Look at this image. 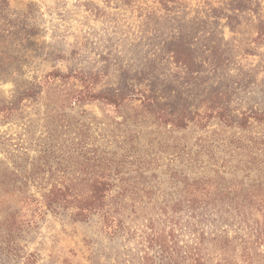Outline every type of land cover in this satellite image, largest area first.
<instances>
[{"label":"rangeland","instance_id":"rangeland-1","mask_svg":"<svg viewBox=\"0 0 264 264\" xmlns=\"http://www.w3.org/2000/svg\"><path fill=\"white\" fill-rule=\"evenodd\" d=\"M178 44L185 65L171 57ZM52 71L90 73L93 93L120 91L129 99L120 107L57 101L60 90L80 83L68 78L49 87L45 76ZM2 104L16 113L0 135L12 136L30 166L42 162L55 108L62 152L48 154V163L82 178V156L115 154L124 177L144 193L134 197L137 215L127 204L131 220L120 237L105 234L97 216L81 222L73 210L56 208L18 240L20 258L1 256L0 264H25L28 254L36 264H140L143 225L151 219L161 229L163 209L170 213L192 181L207 179L212 195L216 184L218 193L234 185L230 196L264 194L257 187L264 186V124L227 127L215 116L221 109L239 123L264 113V0H0ZM155 113L192 121L175 128ZM185 211L174 226L166 223L175 245L184 252L201 246L207 264H237L240 240L226 248L221 240L239 234ZM253 254L264 264V246Z\"/></svg>","mask_w":264,"mask_h":264},{"label":"trees","instance_id":"trees-1","mask_svg":"<svg viewBox=\"0 0 264 264\" xmlns=\"http://www.w3.org/2000/svg\"><path fill=\"white\" fill-rule=\"evenodd\" d=\"M180 49L178 44L171 57L177 63L185 65L189 60L177 52ZM68 78L78 80L80 88L70 84L69 88L59 91L57 101H65L69 105L99 101L106 106L120 107L129 99L127 94L120 91L93 93L89 84L93 78L90 73L70 76L52 71L45 76V82L49 83V87L57 80L64 85L69 84L66 81ZM58 112V109L52 108L50 115L48 113L46 128L49 144L40 151L39 159L42 162L37 166V163L30 166L28 155L18 151L16 145L12 143L11 135H0V155L3 156L0 158V257L19 259L18 240L35 229L44 216L48 212H54L56 208L73 210V218L81 222L89 221L94 216L99 217L103 232L115 238L120 237L131 220L125 213L128 203L130 213L136 214L134 204L138 198L134 197L144 189H139L136 181L132 183L124 177L127 173L123 169V162H119L115 154H110V157L97 156V159L82 156L83 167L78 170V173L83 175L82 178L78 176L68 178L66 167L57 164L54 168L48 163V154L62 152L60 147H56L59 143L55 129L61 127L55 122L59 116ZM216 112L215 116L218 118L222 116L221 121L227 127L245 128L250 120L264 124V113L245 115L244 122L235 123L221 109ZM15 113L16 109L12 105H0V126L10 125ZM155 116L164 125L180 129L186 128L187 122L192 121L189 118L173 120L161 113H155ZM54 124L56 128L53 129ZM235 148L240 152L243 150L240 149L242 147ZM135 172L140 173V177L141 170L137 169ZM232 187L234 185L225 186L223 193H218L216 184L214 189L217 191L212 195L207 192L212 188L207 179L199 178L187 184L185 198H180L169 206L170 213L163 209L160 214L164 224L161 229L154 228L151 219L143 225L145 231L142 230L139 235L141 248L144 250L140 264H207L201 246L182 251V248L174 243L172 227H166V223L174 226L180 219V216L177 218L175 215L184 208L190 219H197L198 222L207 219L220 221L231 229L234 235L239 234L238 238L234 237L229 239L230 241L223 237L221 245L226 248L230 244L228 242L240 240L237 264H257L253 252L255 248L264 246V194L247 198L230 196L227 192ZM257 187L264 189V186ZM31 189H35V193H32ZM35 259V255L28 254L24 258V263L36 264ZM229 262L231 261H227L228 264H233Z\"/></svg>","mask_w":264,"mask_h":264}]
</instances>
